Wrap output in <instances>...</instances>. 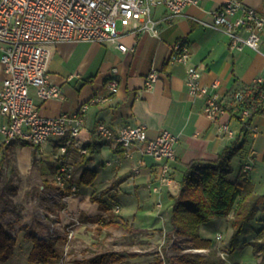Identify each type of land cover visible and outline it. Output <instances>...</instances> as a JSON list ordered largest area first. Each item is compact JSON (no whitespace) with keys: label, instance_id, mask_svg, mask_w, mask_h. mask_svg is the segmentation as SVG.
<instances>
[{"label":"crops","instance_id":"1","mask_svg":"<svg viewBox=\"0 0 264 264\" xmlns=\"http://www.w3.org/2000/svg\"><path fill=\"white\" fill-rule=\"evenodd\" d=\"M224 1L199 0L197 4L186 6L180 16L172 19H165L167 11L163 6L155 7L152 16L160 22L158 35L132 32L121 27L118 41L126 46L125 51L118 49L113 42L114 45L110 42L59 41L50 45L48 74L60 86L62 97L43 101L35 99L41 115L54 117L74 111L93 95L106 94L109 78H115L119 83L118 91L110 100L90 104L84 114V130L80 138L87 144L100 145L99 152L91 155L85 163L82 156L75 152L65 157L74 167L77 183L85 169L93 170L95 177L89 184L78 183L74 194L62 196L65 202L57 208L62 225L73 220L79 227L86 221L97 223L106 216L110 209L105 211L98 202L92 201V197H96L102 199L105 205L112 203L110 208L115 204L119 206L113 220L129 221L138 229L163 226L171 212L172 200L169 196L177 193L185 164L198 158L216 159L222 149L234 140V137L219 130V125L229 121L230 126L238 131L240 125L235 117L238 99L243 96L245 87L264 80V41L259 50L247 46L241 50L230 47L228 35L212 25L213 11ZM244 2L264 13V0ZM175 42L187 46L189 57L186 64L167 61ZM75 46L83 49L73 62L71 55ZM1 53L0 50V85L5 77ZM66 63L75 66L69 67ZM187 65L198 67L201 71L200 83L206 86L208 92L214 90L225 107V112L216 119L204 114L203 96L189 93L185 81ZM150 67L157 69L158 78L152 88L145 89L144 77ZM214 80H217V86L212 88ZM4 121L5 118L0 116V123ZM100 121L111 128L125 123L144 124L149 136H154L160 129L172 132L177 137L175 157L168 162L172 182L154 192L152 186L158 183L161 161L142 154L137 146L129 148L127 155L115 144L102 141L95 132ZM252 124L257 127V132L248 134L232 164L237 161L239 171L240 167L249 163L251 169L247 181L254 192L264 193V116H254ZM13 142L16 166L22 173L28 171L31 159L37 151L42 152L44 144H48L50 151L56 150L53 142L44 143L39 148L25 145L27 142L24 141ZM40 159L45 164L44 159ZM150 210L157 213L155 220H161L160 226L137 216ZM260 223H264V210L256 214L252 229H258ZM199 231L202 237L213 239L216 247L220 242L215 239L217 234H221L225 242L231 234L225 218L220 217H213L202 224ZM253 238V231L239 237L235 255L245 248L252 250L246 242ZM253 258L249 264H258L259 259L254 255Z\"/></svg>","mask_w":264,"mask_h":264},{"label":"built area","instance_id":"2","mask_svg":"<svg viewBox=\"0 0 264 264\" xmlns=\"http://www.w3.org/2000/svg\"><path fill=\"white\" fill-rule=\"evenodd\" d=\"M199 0H0V50L5 77L0 85V136L3 143L24 141L41 147L53 142V154L57 162L54 185L57 193L74 194L78 190L75 170L65 160L71 153L80 156L89 154L88 144L81 140L84 130V114L90 104H100L111 99L119 88L118 80L109 78L108 92L95 94L87 102L71 112H63L54 117L40 114L35 99L61 98L62 90L48 74L50 45L59 41L113 42L121 51L126 46L118 41L119 29L130 27L132 32H149L158 35L159 20L152 16L157 6H163L165 19L180 16L184 8L197 4ZM212 25L223 30L229 37V45L241 50L249 47L260 49L264 41V13L247 5L244 0H225L213 11ZM188 48L175 42L167 61L183 63L188 61ZM201 71L194 65L186 66L185 81L192 96L204 97V114L216 119L225 112V107L213 90L208 92L200 83ZM158 78V71L150 67L144 77V88L150 89ZM261 82L262 80H257ZM217 86V80L211 84ZM32 90L34 94L32 93ZM242 125H246L250 115L248 108L239 113ZM251 130L257 132L253 124ZM225 135L235 137L237 130L229 121L219 125ZM95 132L104 141L113 143L124 150L137 146L142 154L161 161L158 183L152 186L157 192L168 185L173 178L168 162L175 157L177 137L167 129H160L154 136L148 135L144 124L125 123L111 128L105 122L97 123ZM251 169L245 164L243 172ZM159 205V204H158ZM114 212L119 206H114ZM221 234L215 236L216 240ZM198 249H194V251Z\"/></svg>","mask_w":264,"mask_h":264},{"label":"trees","instance_id":"3","mask_svg":"<svg viewBox=\"0 0 264 264\" xmlns=\"http://www.w3.org/2000/svg\"><path fill=\"white\" fill-rule=\"evenodd\" d=\"M235 117L239 122V129L234 140L226 145L216 159H192L185 164V168L179 179L177 193L170 194L171 212L167 221V230L163 234V242L160 245L161 253L156 252L149 264H226L225 258L218 254V249L213 239L200 235V226L213 217L225 218L231 228L229 237L230 248L238 241L239 237L254 233V238L246 244L251 245L253 255L259 259L258 264L264 263V223H260L258 229H252V222L256 219L259 210H264V193L254 192L247 181L249 171L243 172L242 167L234 172L233 158L243 148L247 136L251 130L252 119L256 115L264 116V80L255 81L245 87L243 96L238 99ZM248 108L250 115L247 124L242 125L240 111ZM25 145H31L24 143ZM15 142L0 144V154L12 149ZM97 144H88L89 154L82 156V162L90 160V156L99 152ZM39 148L38 146H34ZM2 166L0 163V176ZM95 177L93 170L85 169L78 179L80 184H89ZM92 201L99 203L102 209L109 210L102 199L92 197ZM123 227L130 232H142L145 229L135 228L127 221L110 219L107 222ZM24 237L32 242L27 260L30 263L49 264L57 258L58 253L53 240H44L36 236L34 232H26ZM187 241L190 247L207 249V253L182 252L169 253L167 246L176 243V239ZM15 239L0 225V261L5 260L11 253ZM136 254L128 253H104L87 260V264H105L120 261L126 257H134ZM81 262H75L80 264Z\"/></svg>","mask_w":264,"mask_h":264},{"label":"rangeland","instance_id":"4","mask_svg":"<svg viewBox=\"0 0 264 264\" xmlns=\"http://www.w3.org/2000/svg\"><path fill=\"white\" fill-rule=\"evenodd\" d=\"M120 28L121 26L118 25V29ZM125 29L130 30V27L127 26ZM109 44L114 45L111 42ZM81 49H83L81 46H75L72 49L73 62ZM66 65L75 66L68 63ZM233 95L235 100V93ZM53 154L54 152L50 151L48 144H44L42 152L37 151L34 154L30 168L24 173L18 170L12 149L0 154L2 166L0 225L4 226L15 239L11 253L5 260H1L0 264H38L30 263L27 260L32 242L24 235L29 231L34 232L40 239L54 241L58 256L49 264H75V262L87 264L89 258L108 252L136 255L116 262H110L109 259L105 264H149L156 252L161 253L160 245L163 242V234L167 230V222L160 226L162 222L155 220L157 216L155 210L144 212L145 215L137 214V216H143L147 222H155L160 226L158 228L146 227L142 232H130L120 226L107 225L108 220L116 216L114 207H111L110 211L106 212V216L99 219L97 223L92 220L86 221L84 225L78 227L75 225L76 221L72 220V222L62 225L59 215H57V208L65 201L62 198L63 194L57 193L55 189L53 178L56 160ZM40 158L44 159L45 164ZM232 165L234 172H237L238 162L234 160ZM163 208H166L165 204H163ZM176 246L182 252L204 254L208 252L207 249L194 251L197 248L190 247L187 241L178 238L174 245L167 246V251L169 253L177 251ZM237 248L238 241L230 248L229 240L227 239L225 242L224 238L220 239L217 246L218 254L225 258L226 264H249L253 258L252 250L245 248L235 255L234 252Z\"/></svg>","mask_w":264,"mask_h":264}]
</instances>
